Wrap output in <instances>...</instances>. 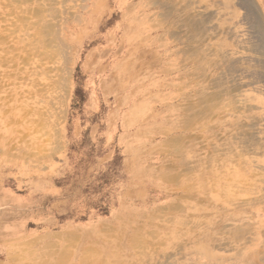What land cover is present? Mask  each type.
Instances as JSON below:
<instances>
[{"label": "rangeland", "instance_id": "1", "mask_svg": "<svg viewBox=\"0 0 264 264\" xmlns=\"http://www.w3.org/2000/svg\"><path fill=\"white\" fill-rule=\"evenodd\" d=\"M0 1V33L24 46L6 29L15 18ZM175 1L212 17L203 41L209 59L224 52L247 64L252 53L244 42L249 25L243 9L230 0ZM255 1L264 20V0ZM76 2L57 0L55 7ZM143 3L134 0L131 23L146 24L139 18L148 8ZM75 32L59 146L27 121L18 101L0 100V264H264V149L246 151L234 139L236 121L264 128V82L237 71L241 92L235 94L246 93L239 98L259 108L221 104L211 121H186L180 109H162L160 95L139 96L128 105L123 95L106 92L111 82L96 69L111 47H79L90 30ZM161 40L176 45L168 35ZM126 57L125 51L120 59ZM175 57L167 59L174 71L161 78L167 85L159 93L177 104L197 86L175 68ZM219 68L207 67L209 75Z\"/></svg>", "mask_w": 264, "mask_h": 264}, {"label": "bare ground", "instance_id": "2", "mask_svg": "<svg viewBox=\"0 0 264 264\" xmlns=\"http://www.w3.org/2000/svg\"><path fill=\"white\" fill-rule=\"evenodd\" d=\"M27 1L29 0H5L3 4L11 6L8 14L15 18V21L12 18L8 23L11 28L6 29L11 34H17L16 38L19 40H24V46L10 43L8 35H4L6 32L0 33V45L3 44L0 46V100H4V103L7 100L18 101L19 104L16 105L27 121L47 139H53L57 146L60 145V125L67 115L71 65L74 56L72 50L75 46L72 35L77 29H82L85 33L90 30V37L82 39L79 47H85L88 44L111 47L103 58L106 63L99 64L96 71L99 76H106L111 82L106 92L118 96L117 99L119 95H123L128 105L130 100L139 96L160 95L163 98L161 103L159 102L160 107L180 109L186 121L195 118L212 120L217 116L214 114L215 108L221 104L230 106L232 110L245 107L249 110L259 108L247 104V99L239 98L244 93L235 94V92H241V85L236 84L235 72L237 71H246L248 76L252 75L264 82V20L255 0H230L232 4L244 10L242 19L249 25V36L244 42L252 55L247 64L240 60L236 61L237 59H233L224 52L217 53L219 59H209L206 54H211L210 47L204 48L203 41L209 29L207 24L212 17H207L199 11L190 12L186 9V5H179L175 0H141V4L144 2L143 5L148 6L147 9L144 8L140 16L138 15L142 21H146L143 25L129 21L130 12L137 7L134 0H78L79 3L76 2L77 0H72L76 3L62 4L63 9L55 7L57 0H35L38 2L37 6H20V3ZM68 1L63 0V3ZM14 4L18 6L13 7ZM152 9L156 10L151 12ZM6 13L4 16L8 15ZM29 13L35 20H30ZM4 16H2L3 19ZM119 17L121 20L113 29L102 33L107 25ZM148 18H154L155 22L148 24ZM28 20L30 22H27ZM16 21H21L23 25L16 27ZM161 29L164 32L160 34ZM29 30L33 31L28 32ZM164 35H168L176 43L174 48L171 46L172 43L168 45L162 42ZM125 51L128 52V57L120 59ZM172 55L176 56L175 68L194 78L197 86L194 94L188 93L182 102L177 104L170 102V99L166 97L167 94L159 93L167 85L161 78L174 71L172 68H167V59ZM207 67H220L221 72L217 75H209ZM207 77H209L208 81ZM204 82L207 85L204 86L202 84ZM262 93L264 94V89ZM157 106L159 107V104ZM234 124L237 128L234 139L239 142L243 150L247 151L251 147L264 149V135H259L264 133V128H257L256 122L248 125L243 121H236ZM215 128L216 126L209 125L210 130Z\"/></svg>", "mask_w": 264, "mask_h": 264}]
</instances>
